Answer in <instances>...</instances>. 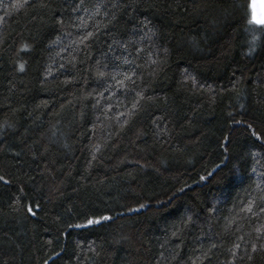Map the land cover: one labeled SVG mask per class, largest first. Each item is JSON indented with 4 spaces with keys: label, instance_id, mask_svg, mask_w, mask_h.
Instances as JSON below:
<instances>
[{
    "label": "trees",
    "instance_id": "obj_1",
    "mask_svg": "<svg viewBox=\"0 0 264 264\" xmlns=\"http://www.w3.org/2000/svg\"><path fill=\"white\" fill-rule=\"evenodd\" d=\"M81 2H0V264H264L251 0Z\"/></svg>",
    "mask_w": 264,
    "mask_h": 264
},
{
    "label": "snow or ice",
    "instance_id": "obj_2",
    "mask_svg": "<svg viewBox=\"0 0 264 264\" xmlns=\"http://www.w3.org/2000/svg\"><path fill=\"white\" fill-rule=\"evenodd\" d=\"M0 2H2V0H0ZM13 8H17V7H23L24 4L23 3H15L13 5H11ZM5 7H7V5H5ZM83 7V0L81 2V5H78L76 9H74V11L76 12H79L80 9ZM85 11H87V9H84ZM77 29H78V32H77V35L79 37L78 41H74V43H78L79 45H82L84 47H87L88 46V42L94 38V32L93 31H88V27L89 25L87 24L86 21H84V19L81 17L80 18V23L76 25ZM99 29L97 28V31ZM86 33V34H85ZM255 36L253 37V41L255 40ZM125 63H128V61H125ZM63 67V65H62ZM105 68H107L108 66L105 65L104 66ZM21 70H22V66H21ZM99 75L101 77H104L105 76V73L103 71H101L99 73ZM119 75V74H118ZM113 80L116 81V83L118 85H120V87L123 89L126 82H129L132 80V75L131 74H128V75H123V79H118L117 76H113L112 77ZM137 95H139V93H137ZM257 139H260V137L258 136ZM4 178L2 176H0V180H3ZM203 179V178H202ZM262 211H264V208L261 209ZM103 219H108L107 217H104ZM89 223H94V221H89ZM257 232L260 231V229H256ZM236 247H239V245H236ZM253 248H255V245H253Z\"/></svg>",
    "mask_w": 264,
    "mask_h": 264
},
{
    "label": "water",
    "instance_id": "obj_3",
    "mask_svg": "<svg viewBox=\"0 0 264 264\" xmlns=\"http://www.w3.org/2000/svg\"><path fill=\"white\" fill-rule=\"evenodd\" d=\"M252 18L258 24L264 23V0H251Z\"/></svg>",
    "mask_w": 264,
    "mask_h": 264
}]
</instances>
